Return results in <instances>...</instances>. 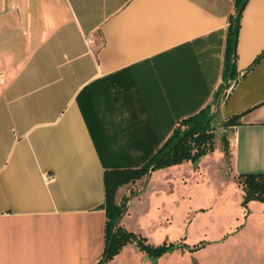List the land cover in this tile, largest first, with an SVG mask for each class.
Here are the masks:
<instances>
[{
	"label": "crops",
	"instance_id": "1",
	"mask_svg": "<svg viewBox=\"0 0 264 264\" xmlns=\"http://www.w3.org/2000/svg\"><path fill=\"white\" fill-rule=\"evenodd\" d=\"M235 13L236 0H0V264L101 260L105 171L144 165L212 102ZM236 52L237 79L215 106L221 124L240 116L223 125L234 179L264 172V0L244 5ZM219 160L225 171L215 143L197 164L152 171L140 196L122 187L118 224L143 232L160 179L184 167L205 177ZM132 244L109 262L139 257Z\"/></svg>",
	"mask_w": 264,
	"mask_h": 264
},
{
	"label": "rangeland",
	"instance_id": "2",
	"mask_svg": "<svg viewBox=\"0 0 264 264\" xmlns=\"http://www.w3.org/2000/svg\"><path fill=\"white\" fill-rule=\"evenodd\" d=\"M220 121L218 116L214 120L215 143L224 149L228 133ZM194 169H175L159 180L156 223L147 220L139 233L154 245L166 241L192 246L205 241V246L195 251L177 249L157 259L137 247L139 257L127 250L114 264H264V202L254 200L242 206L243 191L231 175L230 164L224 171L220 160L212 163L205 167V177ZM173 177L170 191L169 184L162 183ZM145 178L138 183L143 185ZM138 183L129 185L131 195L139 192Z\"/></svg>",
	"mask_w": 264,
	"mask_h": 264
},
{
	"label": "trees",
	"instance_id": "3",
	"mask_svg": "<svg viewBox=\"0 0 264 264\" xmlns=\"http://www.w3.org/2000/svg\"><path fill=\"white\" fill-rule=\"evenodd\" d=\"M247 1L236 0V13L231 15L229 19L223 73L224 83L228 81L230 76L234 81L237 79L235 64L236 47L240 29V18ZM224 83L220 86L212 102L198 112L178 121L169 138L152 154L144 165L137 168H115L105 171L106 248L101 260L94 264H102L106 254L108 261L114 259L130 243H135L142 252L152 259H157L177 249L187 248L195 251L205 246V241L192 246L186 242L166 241L154 245L149 242L148 237L143 236L141 233L128 230L119 224L115 226L125 205V199L117 202L116 195L122 187L129 186L130 184L135 185L144 179L151 167L152 171H155L186 161L197 164L203 156L214 151V120L218 115V112H215V106L224 89ZM222 100H225V97ZM239 119V115L233 116L226 120L223 125L226 127L237 125ZM223 142L225 156L228 164H230L229 140L226 138ZM236 179L243 191L242 206L247 207L248 203L254 200L264 202V172H241L236 176Z\"/></svg>",
	"mask_w": 264,
	"mask_h": 264
},
{
	"label": "water",
	"instance_id": "4",
	"mask_svg": "<svg viewBox=\"0 0 264 264\" xmlns=\"http://www.w3.org/2000/svg\"><path fill=\"white\" fill-rule=\"evenodd\" d=\"M233 61H234V59H233ZM230 79H231V78H230ZM151 172H152V167L150 168L149 172H148L147 175H146V181H145V186H144V187H146V185H147V182H148V180H149V176H150V173H151ZM143 189H144V188H143ZM141 192H142V191H139L138 193L131 195V198L137 196V195H138L139 193H141ZM131 198H129V200H130ZM129 200H128V201H129ZM128 201L126 202V204H125V206H124V210H123L121 216L117 219V221H116V223H115V226L118 225L120 219H121L122 216L126 213V210H127V207H128ZM107 261H108V257H107V254H106L105 257H104V259H103V261H102V264H106Z\"/></svg>",
	"mask_w": 264,
	"mask_h": 264
},
{
	"label": "built area",
	"instance_id": "5",
	"mask_svg": "<svg viewBox=\"0 0 264 264\" xmlns=\"http://www.w3.org/2000/svg\"><path fill=\"white\" fill-rule=\"evenodd\" d=\"M234 84H235V81L232 80V78L228 79V81L225 83V86H224L222 98L227 96L228 92L231 90V88L233 87Z\"/></svg>",
	"mask_w": 264,
	"mask_h": 264
}]
</instances>
